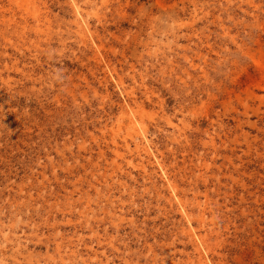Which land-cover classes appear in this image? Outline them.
<instances>
[{"label": "rangeland", "instance_id": "1", "mask_svg": "<svg viewBox=\"0 0 264 264\" xmlns=\"http://www.w3.org/2000/svg\"><path fill=\"white\" fill-rule=\"evenodd\" d=\"M0 264H264V0H0Z\"/></svg>", "mask_w": 264, "mask_h": 264}, {"label": "clouds", "instance_id": "2", "mask_svg": "<svg viewBox=\"0 0 264 264\" xmlns=\"http://www.w3.org/2000/svg\"><path fill=\"white\" fill-rule=\"evenodd\" d=\"M53 78H54L57 82H62V81L65 79V77L59 73V70H58L57 74H56Z\"/></svg>", "mask_w": 264, "mask_h": 264}, {"label": "bare ground", "instance_id": "3", "mask_svg": "<svg viewBox=\"0 0 264 264\" xmlns=\"http://www.w3.org/2000/svg\"><path fill=\"white\" fill-rule=\"evenodd\" d=\"M138 148V147H137Z\"/></svg>", "mask_w": 264, "mask_h": 264}]
</instances>
